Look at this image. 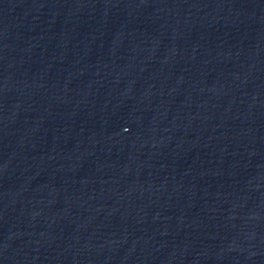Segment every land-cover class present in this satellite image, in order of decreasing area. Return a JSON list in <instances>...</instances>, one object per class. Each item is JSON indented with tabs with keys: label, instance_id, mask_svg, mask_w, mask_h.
Here are the masks:
<instances>
[{
	"label": "water",
	"instance_id": "1",
	"mask_svg": "<svg viewBox=\"0 0 264 264\" xmlns=\"http://www.w3.org/2000/svg\"><path fill=\"white\" fill-rule=\"evenodd\" d=\"M0 264H264V0H0Z\"/></svg>",
	"mask_w": 264,
	"mask_h": 264
}]
</instances>
